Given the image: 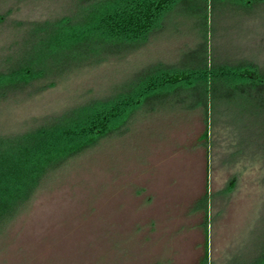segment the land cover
<instances>
[{
	"label": "rangeland",
	"instance_id": "obj_1",
	"mask_svg": "<svg viewBox=\"0 0 264 264\" xmlns=\"http://www.w3.org/2000/svg\"><path fill=\"white\" fill-rule=\"evenodd\" d=\"M93 2L0 0V74ZM163 20L133 52L49 64L0 91V138L15 139L151 66L175 65L191 85L145 95L123 131L48 173L0 228V264H264V89L215 78L264 75V0H178Z\"/></svg>",
	"mask_w": 264,
	"mask_h": 264
},
{
	"label": "trees",
	"instance_id": "obj_2",
	"mask_svg": "<svg viewBox=\"0 0 264 264\" xmlns=\"http://www.w3.org/2000/svg\"><path fill=\"white\" fill-rule=\"evenodd\" d=\"M177 2L94 0L74 21H61L44 39H39L41 47L35 49L38 55L34 59L27 58L6 74H0V91L22 88L35 75H43L44 72L36 74V68L46 69L49 64L61 69L82 60L120 56L139 49L163 30L165 15ZM25 61L31 63L30 67ZM175 67L151 66L135 74L117 94L91 99L15 139L0 138V228L29 200L48 173L93 148L105 136L123 131L146 99L160 96L157 88L164 91L191 86L181 84L186 75ZM230 68L220 67L215 78L222 85L228 83L231 92L264 89V75L258 76L246 66L239 73ZM210 78L206 70L199 75L205 93ZM205 108L208 117L207 102ZM208 135L207 128L203 136L206 144ZM204 202L203 208L207 210L208 195ZM203 264H208V255Z\"/></svg>",
	"mask_w": 264,
	"mask_h": 264
}]
</instances>
